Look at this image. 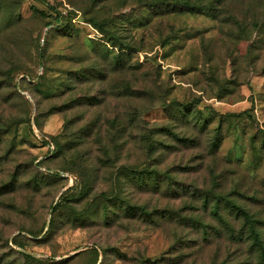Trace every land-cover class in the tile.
I'll return each instance as SVG.
<instances>
[{"label":"rangeland","instance_id":"rangeland-1","mask_svg":"<svg viewBox=\"0 0 264 264\" xmlns=\"http://www.w3.org/2000/svg\"><path fill=\"white\" fill-rule=\"evenodd\" d=\"M0 264H264V0H0Z\"/></svg>","mask_w":264,"mask_h":264},{"label":"trees","instance_id":"trees-1","mask_svg":"<svg viewBox=\"0 0 264 264\" xmlns=\"http://www.w3.org/2000/svg\"><path fill=\"white\" fill-rule=\"evenodd\" d=\"M182 6L186 9H190L192 12H197L199 7L196 5H192L188 1L182 2ZM218 136L217 143L221 140V133L220 130L216 134ZM215 143V145H217ZM204 201H205V208L210 206L213 199L210 196L213 195V192L205 193ZM211 211L214 215L219 218L221 221H224L226 229L229 231V238L232 241H239V242H248L250 244V250L253 251L254 247H257V244L260 241L259 232L257 230V226L255 221L252 219L251 213L248 210L244 209L242 206L237 204L236 201L232 200L229 197L222 196L215 202V204L211 206ZM233 216L231 220L230 217ZM243 218V223L237 224L240 219ZM234 223H232V222ZM239 226H236V224Z\"/></svg>","mask_w":264,"mask_h":264}]
</instances>
